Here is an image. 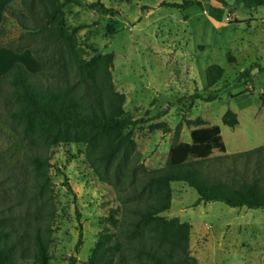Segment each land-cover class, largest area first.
<instances>
[{
  "label": "rangeland",
  "instance_id": "1",
  "mask_svg": "<svg viewBox=\"0 0 264 264\" xmlns=\"http://www.w3.org/2000/svg\"><path fill=\"white\" fill-rule=\"evenodd\" d=\"M82 1H99L116 11L99 15L67 6L62 21L66 28H77L72 45L84 51L83 58L112 54V82L125 97L124 111L139 121L133 140L147 169L164 166L178 125V143L190 142L189 133L197 127L186 122L196 118L205 123L202 127L219 126L225 147L224 153L213 151L196 164L208 180L228 183L253 169L255 157L245 163L232 156L262 148L264 161V74L252 68L264 67V8L245 9L234 0H225V8L206 1L201 8L184 11L172 4L188 0ZM16 2L11 6L19 8ZM209 6L223 13L213 15ZM5 26L8 40L19 35L12 21ZM213 64L223 69V75L207 88L205 70ZM244 70L250 73L249 82L226 89L215 101L191 98L222 90ZM227 110L237 115L234 128L221 123ZM0 130L5 160L0 169V212H9L10 221L25 229L26 244L36 231L49 234L48 264H69L71 257L76 264H85L100 233L109 228L110 210L117 207L113 189L94 176L83 145L62 144L49 150V183L38 190L24 150L16 149L14 133L1 123ZM171 190V205L163 216L191 225L189 251L198 264H264L263 210L219 202L193 206L197 200L193 189L172 183ZM79 233L81 244L76 248ZM28 247L27 257L18 264H35L33 248Z\"/></svg>",
  "mask_w": 264,
  "mask_h": 264
},
{
  "label": "trees",
  "instance_id": "2",
  "mask_svg": "<svg viewBox=\"0 0 264 264\" xmlns=\"http://www.w3.org/2000/svg\"><path fill=\"white\" fill-rule=\"evenodd\" d=\"M14 1L19 8L7 5L3 9L0 47L14 54L27 51L39 71L30 73L21 63H14L0 76L1 125L14 133L16 149L24 150L38 190L42 191L49 183L46 171L52 157L49 150L57 145L75 144L85 147V160L94 176L115 194L117 207L110 210L109 228L100 233L85 264H198L189 251L191 225L163 216L171 205L172 183H183L196 192L193 206L219 202L230 208L264 211L262 148L231 157L244 158L245 163L255 157L253 169L248 173L228 183L210 181L202 176L196 164L208 159L213 151L224 153L225 147L219 126L202 127L205 123L200 118L186 122L187 126L197 127L190 131L189 143H178L180 125L176 127L162 168L151 170L141 163L133 140V130L139 121L124 111L125 97L114 88L112 54L94 53L83 58L84 51L72 45L77 28H66L62 21L67 6L99 15L115 14V9L99 1ZM206 1L227 7L225 0H188L172 7L184 11L194 6L201 8ZM234 4L245 9L264 8V0H234ZM208 10L213 15L223 13L222 9L210 6ZM8 20L20 32L9 40L5 26ZM227 60L232 61L230 55ZM252 68L264 74L263 66L255 64ZM222 75L219 65L208 66L207 88L214 86ZM249 78V71L244 70L222 90L191 98L213 102L226 89L239 88ZM221 123L234 128L238 125L237 115L227 110ZM4 165L0 154V169ZM4 213L0 212V264H18L27 257L28 245L33 248L35 264H48L49 234L42 236L36 231L31 244H26L25 229L10 221L9 212ZM80 238L81 233L76 248L81 244ZM69 264H76V259L71 257Z\"/></svg>",
  "mask_w": 264,
  "mask_h": 264
},
{
  "label": "crops",
  "instance_id": "3",
  "mask_svg": "<svg viewBox=\"0 0 264 264\" xmlns=\"http://www.w3.org/2000/svg\"><path fill=\"white\" fill-rule=\"evenodd\" d=\"M14 3V0H0V22L4 7L13 5ZM15 5H17V2ZM14 63H21L30 73H37L39 71L37 62L31 58L27 51L22 54H14L10 50L0 47V76L8 72Z\"/></svg>",
  "mask_w": 264,
  "mask_h": 264
}]
</instances>
